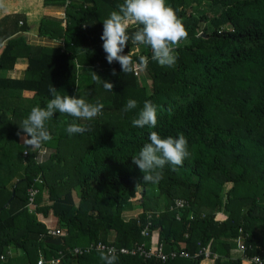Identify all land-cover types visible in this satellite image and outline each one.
Masks as SVG:
<instances>
[{
	"label": "trees",
	"instance_id": "16d2710c",
	"mask_svg": "<svg viewBox=\"0 0 264 264\" xmlns=\"http://www.w3.org/2000/svg\"><path fill=\"white\" fill-rule=\"evenodd\" d=\"M204 1L215 15L197 11L202 0H166L188 33L174 46V67L160 66L151 60L150 47L130 39L123 54L131 52L133 61L147 57L148 64L128 73L118 62H107L101 40L103 21L124 0H43L63 6L64 18L42 19L39 33L64 39L65 49L11 38L27 30L25 18L0 19V134L5 145L19 151L7 154L0 146V264H37L39 257L44 264L56 259L58 264H103L98 251L85 249L142 244L149 239L140 235L147 226L150 234L158 232L166 253L195 255L208 248L213 264H254L253 257L264 264V0ZM139 27L130 26L129 36ZM22 57L28 60L24 79L3 77ZM93 73L112 83V91ZM51 86L61 95L104 107L92 120L65 114V135L56 133L62 117L54 113L45 127L57 136L56 153L37 164L36 152L8 136L13 131L16 139L33 107H46L53 98ZM128 99L136 100L137 108L124 112ZM146 100L157 106V125L134 127L132 120ZM74 120L90 130L69 135L66 128ZM151 132L162 138L183 133L190 152L177 170L166 165L158 184L143 183V172L133 163ZM31 188L37 193L30 211ZM176 199L185 202V209L174 207ZM134 200L142 212L125 221L122 213ZM49 212L63 232L60 237L48 235L37 219ZM238 237L245 250L232 257L235 244L229 241ZM116 255V264L204 260L200 255L162 263Z\"/></svg>",
	"mask_w": 264,
	"mask_h": 264
},
{
	"label": "clouds",
	"instance_id": "9594fccd",
	"mask_svg": "<svg viewBox=\"0 0 264 264\" xmlns=\"http://www.w3.org/2000/svg\"><path fill=\"white\" fill-rule=\"evenodd\" d=\"M118 8L119 11L111 12L103 21L101 40L107 62H118L124 73L134 71L137 66L146 67L147 57L140 56L138 61H133L131 52L123 54L131 39L133 45L150 47L151 60L158 62L160 66L174 67L177 61L174 46L186 39L188 33L182 20L176 11L167 5L166 0H124ZM133 25L141 27L129 36L128 29ZM115 74L113 70V75ZM93 79L102 81L95 73ZM102 82L107 91H112V83ZM49 92L53 98L46 103V107H33L19 126L21 131L17 133L23 146L36 152L37 164L45 163L52 155L51 151L44 147L45 143L52 139L45 122L52 119L54 113L67 114L78 120H92L102 114L104 107L102 103H89L82 97L61 95L53 86L49 88ZM135 108L137 101L128 99L123 111L129 112ZM157 118V106L146 100L138 115L133 118L132 124L137 128H155ZM89 130L88 126L78 124L75 120L66 128L69 135H83ZM148 141L142 146L138 156L133 158V163L143 172V183L158 184L162 179L161 170L166 165H171L175 171L177 166H183L185 159L190 155L188 141L183 133L175 138H162L157 132H151ZM140 187L141 184H137L136 190ZM97 251L103 264H116L118 256L114 249L104 250L101 245Z\"/></svg>",
	"mask_w": 264,
	"mask_h": 264
},
{
	"label": "crops",
	"instance_id": "0c3cea01",
	"mask_svg": "<svg viewBox=\"0 0 264 264\" xmlns=\"http://www.w3.org/2000/svg\"><path fill=\"white\" fill-rule=\"evenodd\" d=\"M2 1V2H1ZM0 6L3 4V10L0 11V19L9 16V15H21L25 18L26 26L28 27L27 30L22 31L20 33L15 34L11 38L14 37H21V39L28 45L31 46H43L46 48H53L59 47L58 43L62 41L61 39L51 38L49 34L41 35L39 33V24L42 19H52V20H63L64 18V7L59 4H47L44 5L43 0H1ZM10 1V5L8 4ZM34 17H36L34 20ZM21 23V22H20ZM34 24V28H30V25ZM21 25V24H19ZM38 27V29H37ZM135 50H132V53H135ZM28 66L27 58H18L14 65L13 70L5 71L2 73V76L5 78L21 80L24 79L26 75V69ZM10 115V114H9ZM83 123V122H82ZM20 137V136H19ZM53 137V136H51ZM52 154L56 153V146L48 147ZM74 201L77 202L76 193L73 192ZM128 207H132V204ZM128 211V212H127ZM133 209L126 208L125 211L122 213V218L127 221L129 219L135 218L137 215H131ZM127 215V218L125 217ZM37 219L43 222L47 229H59L57 227V219L53 216L51 212L47 214V216H43L42 214H38ZM113 234L110 236L111 241H113ZM156 242H158V232H152L149 239L142 242L146 248L154 247ZM233 249L231 256L237 257L239 256L238 252ZM16 255L20 256V252L11 251ZM245 260V259H244ZM209 261L213 264V259H204L201 263ZM248 261V260H247ZM246 264V263H244Z\"/></svg>",
	"mask_w": 264,
	"mask_h": 264
},
{
	"label": "built area",
	"instance_id": "2783aa9c",
	"mask_svg": "<svg viewBox=\"0 0 264 264\" xmlns=\"http://www.w3.org/2000/svg\"><path fill=\"white\" fill-rule=\"evenodd\" d=\"M67 4V1H66ZM21 24V23H20ZM59 47H61L62 49H65V45L63 41H60L58 43ZM37 182L40 183L39 180H37ZM37 193V190L35 189H29L28 190V208L29 207H33L34 208V201H35V195ZM174 207L178 210L181 211L183 209H185V202L183 200H179L176 199L174 202ZM32 209H30L31 211ZM176 219L179 220L180 219V214L178 213L176 216ZM62 231L57 230V229H50L48 230V235L52 236V237H60L62 235ZM140 235L143 238H148L149 236H151L150 232H149V227H144L141 232ZM103 246L104 250L107 249H114L115 250V254H121V255H125L128 257H137L143 260H149L152 258H155L157 260H159L162 263H166L168 261H174L176 259H189V258H195L197 259L200 255H203L204 259H209L211 257V254L209 252L208 248H202L200 249L195 255H191L185 251H171L166 253L164 251L163 245L160 244L159 242H156L154 247H149L146 248V246L142 243V244H137V245H133L131 247H123V248H116L115 246H108L106 244H97L94 247H89L86 248V251L89 250H95L97 251L98 246ZM235 248L237 250V252L239 253H243L245 250V246L243 245V241L240 237L235 239ZM74 253H81L80 249L75 248L73 250ZM251 263L254 264H263V261L258 258V257H253L251 260H249ZM59 260H52L50 262H48V264H58ZM37 264H44V260L42 259V257H39Z\"/></svg>",
	"mask_w": 264,
	"mask_h": 264
},
{
	"label": "rangeland",
	"instance_id": "374dc122",
	"mask_svg": "<svg viewBox=\"0 0 264 264\" xmlns=\"http://www.w3.org/2000/svg\"><path fill=\"white\" fill-rule=\"evenodd\" d=\"M1 1V0H0ZM2 2V1H1ZM8 4L10 5V1H8ZM191 4V3H190ZM195 3H192V5H194ZM3 10V4L0 6V11H2ZM197 11L198 12H203V11H205V12H207V14H209V16H213V15H215V11L212 9V7L210 6V4L208 3V2H205L204 0H202V2H200V6H199V8L197 9ZM36 17H34V20H36L35 19ZM35 26H34V24H32V25H30V28H34ZM37 29H38V27H37ZM63 42H64V39H61ZM4 74V73H3ZM139 75V74H138ZM141 73H140V75H139V77H141ZM85 86H86V84H85ZM11 110L12 109H9V111H8V116H9V114H11ZM1 111V110H0ZM61 117H62V119H59V122H58V124H59V127H58V130L56 131V133H58V134H60V135H65V130H63L64 129V127H65V121H66V115L65 114H61ZM15 135V133H13V131L11 132V135H7L8 137H9V140L10 141H18V142H16L17 144L21 141L22 142V140L20 139V137L19 138H17L16 137V139L15 138H13V136ZM59 135V136H60ZM4 137H5V135H1L0 134V146H3V151L4 152H6L7 154H12V153H17V152H19V151H17L15 148L14 149H12V147H13V145L12 146H10L9 144L8 145H5L4 143H7L8 141H5L4 140ZM56 138H57V136H55V135H53V137H52V139H51V141H49V142H47V143H45V145H44V147H46V148H48V147H54L55 145H56ZM20 144V143H19ZM21 145V144H20ZM17 147L19 146V145H16ZM18 155V154H17ZM151 195H149L148 196V198L150 197ZM47 199V197H46V195L44 196V198H43V204L44 203H46V200ZM179 200H181V199H179ZM132 207H127V209L128 208H130V209H133V211L131 212V215L133 214V215H137L140 211H141V208L139 207V203L137 202V200H134V201H132ZM29 209H33V207H29ZM128 212V211H127ZM222 213H224V212H222ZM220 214V215H218L217 217L220 219V218H222V216H224L223 214ZM225 214V213H224ZM125 217L127 218V215L125 214ZM61 231V230H60ZM63 233V232H62ZM229 243H234L235 244V240L234 241H229ZM235 251L237 252V250H236V248H235ZM235 251L233 252L234 254H237V253H235ZM201 264H211L209 261H206V262H204V263H201Z\"/></svg>",
	"mask_w": 264,
	"mask_h": 264
},
{
	"label": "water",
	"instance_id": "95a60500",
	"mask_svg": "<svg viewBox=\"0 0 264 264\" xmlns=\"http://www.w3.org/2000/svg\"><path fill=\"white\" fill-rule=\"evenodd\" d=\"M13 197H14V192H12V195H11L10 199L6 202V204L4 205V207H6L10 203V201L13 199ZM51 242H55V243H58L59 244L61 241L60 240H57V241H51Z\"/></svg>",
	"mask_w": 264,
	"mask_h": 264
}]
</instances>
